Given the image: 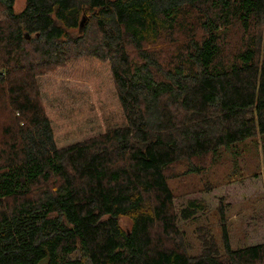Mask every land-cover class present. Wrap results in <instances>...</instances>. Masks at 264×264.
Returning a JSON list of instances; mask_svg holds the SVG:
<instances>
[{
  "label": "trees",
  "instance_id": "16d2710c",
  "mask_svg": "<svg viewBox=\"0 0 264 264\" xmlns=\"http://www.w3.org/2000/svg\"><path fill=\"white\" fill-rule=\"evenodd\" d=\"M24 1L0 0V264H264L223 209L192 243L205 203L171 186L264 138V0Z\"/></svg>",
  "mask_w": 264,
  "mask_h": 264
},
{
  "label": "rangeland",
  "instance_id": "374dc122",
  "mask_svg": "<svg viewBox=\"0 0 264 264\" xmlns=\"http://www.w3.org/2000/svg\"><path fill=\"white\" fill-rule=\"evenodd\" d=\"M24 5V0H16L15 9L19 11ZM81 71L86 74L84 68ZM91 81L88 84H92L93 93L95 88ZM51 82L57 88L55 94H60L62 79L52 76ZM171 186L178 209L191 198L205 203L197 219L179 221L192 243L199 244V226L203 225L217 242H222L221 209L225 212L234 248L264 243V138L259 134L235 143L229 150L219 149L217 158L209 159L206 173L179 174L172 179ZM122 225L129 228L130 219L122 218ZM86 262L91 264L88 259Z\"/></svg>",
  "mask_w": 264,
  "mask_h": 264
},
{
  "label": "water",
  "instance_id": "95a60500",
  "mask_svg": "<svg viewBox=\"0 0 264 264\" xmlns=\"http://www.w3.org/2000/svg\"><path fill=\"white\" fill-rule=\"evenodd\" d=\"M83 24H84V19L82 20V22H81V26H83ZM28 36V35H27Z\"/></svg>",
  "mask_w": 264,
  "mask_h": 264
}]
</instances>
